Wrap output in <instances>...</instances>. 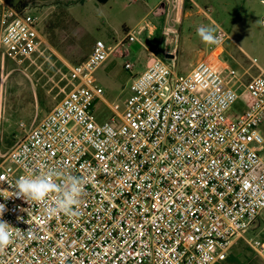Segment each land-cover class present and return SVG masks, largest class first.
<instances>
[{"label":"built area","instance_id":"obj_1","mask_svg":"<svg viewBox=\"0 0 264 264\" xmlns=\"http://www.w3.org/2000/svg\"><path fill=\"white\" fill-rule=\"evenodd\" d=\"M179 2L161 0L152 13ZM39 24L0 0V60L51 48ZM215 35L221 43L187 73L175 51L152 58L123 104L107 100L96 76L114 50L103 41L69 67L68 93L0 163L2 219L13 227L0 264H225L264 212V73L244 82L223 67L229 36ZM136 41L128 32L121 44ZM240 100L244 109L230 115ZM99 104L110 111L102 122ZM49 171L57 184L83 180L76 215H49L51 197L29 205L14 195L20 177ZM248 244L264 255V240Z\"/></svg>","mask_w":264,"mask_h":264},{"label":"rangeland","instance_id":"obj_2","mask_svg":"<svg viewBox=\"0 0 264 264\" xmlns=\"http://www.w3.org/2000/svg\"><path fill=\"white\" fill-rule=\"evenodd\" d=\"M21 1L29 14L40 19L39 28L51 48L21 63L0 60V163L26 131L68 93L69 67L84 62L98 40L113 47L128 32H134L137 38L136 42L123 45L122 49L129 54L121 57L113 54L96 73L107 100L120 104L131 94L132 76L146 69L147 57L157 55L154 49L160 47L163 31L177 37L173 49L180 73L191 71L201 51L208 50L209 44L197 34L201 26L214 27V34L221 30L229 36L222 60L238 75L250 67L255 74L256 66L264 72V0H180L175 7L171 4L164 16L152 13L161 0H109L107 3L10 0V3L17 5ZM150 26L155 32L151 35ZM126 63L134 65L133 71L125 68ZM216 66L220 69L219 64ZM244 107V101L240 100L232 110L238 114ZM96 114L102 122L110 116V111L99 104ZM21 123L25 128L20 127ZM244 236L264 240V212ZM241 241L239 246L250 251V245Z\"/></svg>","mask_w":264,"mask_h":264},{"label":"clouds","instance_id":"obj_3","mask_svg":"<svg viewBox=\"0 0 264 264\" xmlns=\"http://www.w3.org/2000/svg\"><path fill=\"white\" fill-rule=\"evenodd\" d=\"M214 27H198L197 34L206 44L219 45L221 37L214 34ZM60 175L57 172L49 171L35 177L22 176L15 181L17 198H22L31 205L33 202H43L51 197L54 204L47 209L49 215L63 213L66 215H76L74 207L79 205L80 197L83 192V180L79 177L67 175L62 182L57 184L53 182V177ZM56 195L53 197L52 194ZM6 210L5 204H0V250H3L11 242L12 226L2 219Z\"/></svg>","mask_w":264,"mask_h":264},{"label":"crops","instance_id":"obj_4","mask_svg":"<svg viewBox=\"0 0 264 264\" xmlns=\"http://www.w3.org/2000/svg\"><path fill=\"white\" fill-rule=\"evenodd\" d=\"M8 2L10 3V0H8ZM11 5H13V4H11ZM13 6L18 7V8H24L25 9L24 3L22 1L19 2L17 5H13ZM177 21H178V19H176V22ZM149 28L151 30L150 31V35L153 34V33H155L154 31H152L154 29L153 27L150 26ZM162 34H163V36H162V38H163L162 40L163 41H162L160 47L157 48V49H154V51H156V53H157V55L155 57L165 58L166 56H168V53H167L168 51H173V52L175 51L173 49V47L177 43V39H176L177 37L175 35H173L170 31H165V32L163 31ZM124 39H125V37L123 38V40ZM175 39H176V42H175ZM121 42H119L115 46L111 47V48L114 49L113 52H112V55L113 54H116L117 57H121V56H125V55L129 54V51L128 50H123L122 49L123 48V45H125V44H121ZM145 49L147 51H150V53H153L151 51V49L148 48V47H146V46H145ZM222 49H223V54H224V51H225L224 46H223ZM158 51H159V54H158ZM201 52H203V51H201ZM223 54H222V56H223ZM200 55H201V53H200ZM152 58H154V57L153 56L147 57V63H146V65L148 63H150V61L152 60ZM192 65L194 66L195 64H192ZM223 67L230 68L228 66V64L226 62H224V61H223ZM256 67H257V70L258 71L255 74L252 73L251 67L248 68V69H246L244 71V73L241 75L242 80L244 82H248L251 79L259 76L261 73H264L262 67H258V66H256ZM177 68H178V66H177ZM246 77H248V78H246ZM229 114L230 115H234V114H236V112H233V110H231L229 112ZM241 240H244L248 244V241L251 240V238L250 239H247L245 236H243V238L239 239L237 241V243L234 245V247H233V249H232V251H231V253H230V255H229L228 259H227V261L225 262V264H264V255H258V254H256L252 250V248H251L250 251H248V250H246V248L244 246H239V243L240 242L241 243L243 242Z\"/></svg>","mask_w":264,"mask_h":264},{"label":"trees","instance_id":"obj_5","mask_svg":"<svg viewBox=\"0 0 264 264\" xmlns=\"http://www.w3.org/2000/svg\"><path fill=\"white\" fill-rule=\"evenodd\" d=\"M98 2L100 3H107L109 0H97ZM156 40V39H155ZM160 42V41H159ZM158 54H159V51H158Z\"/></svg>","mask_w":264,"mask_h":264}]
</instances>
